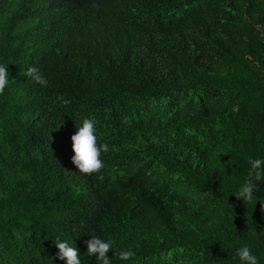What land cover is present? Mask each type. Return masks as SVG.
Listing matches in <instances>:
<instances>
[{"label": "trees", "instance_id": "16d2710c", "mask_svg": "<svg viewBox=\"0 0 264 264\" xmlns=\"http://www.w3.org/2000/svg\"><path fill=\"white\" fill-rule=\"evenodd\" d=\"M246 26L264 36V0H0V264H64L58 238L99 264L91 236L111 264H240L243 244L264 264V181L261 205L232 194L264 157ZM84 118L109 145L91 174L70 159Z\"/></svg>", "mask_w": 264, "mask_h": 264}, {"label": "clouds", "instance_id": "9594fccd", "mask_svg": "<svg viewBox=\"0 0 264 264\" xmlns=\"http://www.w3.org/2000/svg\"><path fill=\"white\" fill-rule=\"evenodd\" d=\"M8 65L0 62V94H2L9 85ZM25 75L34 83L46 86L48 81L43 75L41 69L37 66H28L25 69ZM96 121L93 118H84L74 134L71 135V162L75 168L84 174L98 172L103 166L101 153L109 150L108 144H98ZM250 173L248 178L239 184L238 189L232 193L238 200L249 202L253 205L261 198L256 195L258 183L264 181V157L251 158L249 161ZM253 209V208H252ZM262 211V209H261ZM257 231H253L255 235ZM86 245V253L89 257H94L99 264H111L110 257L106 255L112 248L110 241L102 239L98 236H91L84 241ZM58 249L56 253L57 259L64 261V264H82L80 251L77 247L69 244L67 240L57 239L54 243ZM235 259L238 257L240 264H259V257L253 253L247 244L241 245L236 250ZM119 260L126 262L135 256V252L131 249L122 250L118 254Z\"/></svg>", "mask_w": 264, "mask_h": 264}, {"label": "rangeland", "instance_id": "374dc122", "mask_svg": "<svg viewBox=\"0 0 264 264\" xmlns=\"http://www.w3.org/2000/svg\"><path fill=\"white\" fill-rule=\"evenodd\" d=\"M246 28L248 33L251 35V37L256 43L264 42V36L261 34V31L258 27L246 26Z\"/></svg>", "mask_w": 264, "mask_h": 264}]
</instances>
